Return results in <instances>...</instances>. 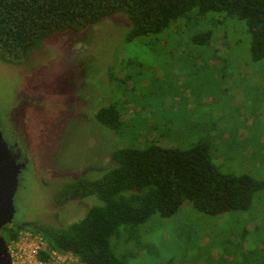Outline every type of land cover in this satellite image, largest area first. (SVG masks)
Here are the masks:
<instances>
[{
    "label": "rangeland",
    "instance_id": "374dc122",
    "mask_svg": "<svg viewBox=\"0 0 264 264\" xmlns=\"http://www.w3.org/2000/svg\"><path fill=\"white\" fill-rule=\"evenodd\" d=\"M128 26L124 16H109L81 32L51 36L21 64L0 62V132L19 141L30 168L18 178L10 227L79 222L100 202L90 196L59 205L63 182L99 177L116 165L115 149L151 141L177 149L206 145L221 173L264 181V59L252 61L245 23L193 9L132 41ZM207 31L209 44L193 41ZM23 91L51 96L38 100L42 109L27 105L14 114ZM109 105L120 115L117 131L94 119ZM111 240L130 264H264V191L247 211L217 218L186 203Z\"/></svg>",
    "mask_w": 264,
    "mask_h": 264
},
{
    "label": "trees",
    "instance_id": "16d2710c",
    "mask_svg": "<svg viewBox=\"0 0 264 264\" xmlns=\"http://www.w3.org/2000/svg\"><path fill=\"white\" fill-rule=\"evenodd\" d=\"M193 9L233 16L246 25L250 55L264 59V0H0V62L18 65L42 50L51 36L81 32L103 19L122 15L129 24L126 40L159 33ZM210 31L193 41L209 44ZM97 123L110 130L121 127L111 105L94 113ZM116 164L99 177L68 179L58 192L59 205L94 196L100 202L85 217L66 228L38 227L31 222L2 229L6 242L20 230L41 235L48 247L71 253L83 264H130L116 255V240L127 226L145 223L153 215L173 216L184 204L210 217L247 211L264 181L249 175L219 171L206 145L188 149L161 146L151 141L141 148H119L111 153ZM1 231V232H2ZM39 258L47 260L45 253Z\"/></svg>",
    "mask_w": 264,
    "mask_h": 264
},
{
    "label": "water",
    "instance_id": "95a60500",
    "mask_svg": "<svg viewBox=\"0 0 264 264\" xmlns=\"http://www.w3.org/2000/svg\"><path fill=\"white\" fill-rule=\"evenodd\" d=\"M25 168L18 156L5 142L0 132V264H11L6 240L1 231L11 225L15 216L14 198L18 189L19 174Z\"/></svg>",
    "mask_w": 264,
    "mask_h": 264
},
{
    "label": "built area",
    "instance_id": "2783aa9c",
    "mask_svg": "<svg viewBox=\"0 0 264 264\" xmlns=\"http://www.w3.org/2000/svg\"><path fill=\"white\" fill-rule=\"evenodd\" d=\"M11 264H83L71 253H60L48 247L41 235L29 230H20L15 240L6 242ZM40 253L47 260L39 258Z\"/></svg>",
    "mask_w": 264,
    "mask_h": 264
},
{
    "label": "flooded vegetation",
    "instance_id": "af4514ba",
    "mask_svg": "<svg viewBox=\"0 0 264 264\" xmlns=\"http://www.w3.org/2000/svg\"><path fill=\"white\" fill-rule=\"evenodd\" d=\"M39 85H40V83H38ZM39 85H38V87L36 88V92H40L39 91ZM74 87V86H73ZM73 87L71 88V89H73ZM48 88H50V89H54V87H53V85H50ZM51 96V94H49L48 96H39V98L37 97V94L35 95V97H34V95H33V93H30V94H28V93H26L25 91H23L22 93L21 92H19L17 95H16V99H17V102H15V104L11 107V111L12 112H14V114H18L19 112V115H23V113L26 111V110H28L27 109V105H32V106H34L35 108H40V106L38 105V100L40 99V101L39 102H43V101H45L44 99H42V97H46V99L48 98V97H50ZM73 97V96H72ZM71 97V98H72ZM30 102V103H29ZM24 109H25V111H24ZM40 109H42V108H40ZM40 114H42V115H44L43 113H42V111H40L39 112ZM44 113H46L45 111H44ZM49 113V111H47V114ZM46 115V114H45ZM73 115L74 114H72V112L70 111L69 113H68V118H72L73 117ZM48 116H50V114H48ZM65 123H68V119H66V115H65ZM3 134V138H4V140H5V142L13 149V151L17 154V156H18V163H25L26 164V167L22 170V172L19 174V178L21 177V179H22V175H23V173L24 172H26V171H28V172H30V168L28 167V165H27V163H26V161H25V158H24V154L23 153H21V152H19V141L18 140H15L13 137H7V135H5L4 133H2ZM21 179H19V181L21 180Z\"/></svg>",
    "mask_w": 264,
    "mask_h": 264
}]
</instances>
